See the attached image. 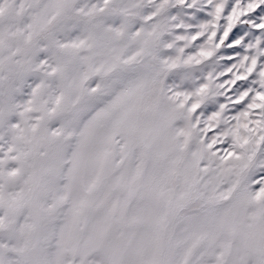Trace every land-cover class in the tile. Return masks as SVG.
Listing matches in <instances>:
<instances>
[{
    "label": "snow or ice",
    "instance_id": "obj_1",
    "mask_svg": "<svg viewBox=\"0 0 264 264\" xmlns=\"http://www.w3.org/2000/svg\"><path fill=\"white\" fill-rule=\"evenodd\" d=\"M0 264H264V0H0Z\"/></svg>",
    "mask_w": 264,
    "mask_h": 264
}]
</instances>
